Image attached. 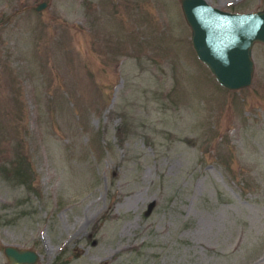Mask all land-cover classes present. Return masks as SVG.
Here are the masks:
<instances>
[{
    "label": "rangeland",
    "instance_id": "rangeland-1",
    "mask_svg": "<svg viewBox=\"0 0 264 264\" xmlns=\"http://www.w3.org/2000/svg\"><path fill=\"white\" fill-rule=\"evenodd\" d=\"M251 58L248 86H219L178 0H0V243L34 264H264L263 44Z\"/></svg>",
    "mask_w": 264,
    "mask_h": 264
},
{
    "label": "water",
    "instance_id": "water-1",
    "mask_svg": "<svg viewBox=\"0 0 264 264\" xmlns=\"http://www.w3.org/2000/svg\"><path fill=\"white\" fill-rule=\"evenodd\" d=\"M183 20L189 28V42L196 59L215 82L227 90L248 86L253 74L251 48L264 45V7L246 12H230L206 0H178ZM45 2L33 7L43 9ZM7 264H34L36 251L2 245Z\"/></svg>",
    "mask_w": 264,
    "mask_h": 264
}]
</instances>
